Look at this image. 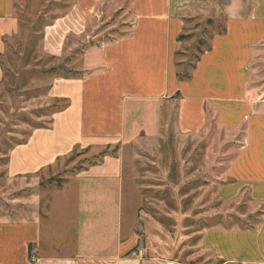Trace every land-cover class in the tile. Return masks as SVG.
<instances>
[{
  "label": "crops",
  "instance_id": "obj_1",
  "mask_svg": "<svg viewBox=\"0 0 264 264\" xmlns=\"http://www.w3.org/2000/svg\"><path fill=\"white\" fill-rule=\"evenodd\" d=\"M16 1L0 0V56L7 39L20 29ZM116 3L74 0L57 23L46 28L43 46L56 55L63 51L54 43L59 21L62 44L73 32L78 40L92 38L78 58L80 73L55 78L49 90L51 97L66 105L52 115L50 125L35 128L27 141L12 149L8 170L41 174L58 167L74 151L99 154L101 160L72 172L54 201L55 213L44 224L42 218L20 223L32 232L25 240V255L32 243L46 258L39 264H149L127 254L134 237H122L126 217L119 152L134 129H157L168 119L193 133L203 130L213 117L225 130L242 131L220 195L226 201L246 195L264 204V96L261 87L250 81L256 51L264 41V0L246 14L236 12L245 4L229 6L224 31L211 37L189 79L179 77L176 56L183 46L187 10L195 0H128L130 26L114 38L91 43L95 34L85 32L86 22L99 19L103 4ZM77 18L84 24L75 32L72 24ZM59 227L69 228L70 233L58 232ZM263 232L264 217L250 228L210 226L203 230L202 245L222 264H264V259L229 255L218 245L219 239L232 233L242 236L232 244L251 249L254 241L249 239L248 246V237Z\"/></svg>",
  "mask_w": 264,
  "mask_h": 264
},
{
  "label": "rangeland",
  "instance_id": "obj_2",
  "mask_svg": "<svg viewBox=\"0 0 264 264\" xmlns=\"http://www.w3.org/2000/svg\"><path fill=\"white\" fill-rule=\"evenodd\" d=\"M73 1L17 0L20 29L7 39L0 56V226L11 223L0 227V264H39L46 259L32 243L25 255V240L32 232L30 226L20 223L42 218L44 224L55 213L54 201L72 172L101 160L99 154L74 151L58 167L41 174H11L7 166L12 149L27 141L35 128L50 125L52 115L66 105L51 97L49 90L55 78L80 73L78 58L92 38L89 34H95L91 43H98L122 34L131 24L128 0L103 4L99 19H88L85 24L90 36L86 40H78L71 31L62 44L59 21L54 27V43L63 51L56 55L43 46L46 28L57 23ZM257 1L195 0L187 10L183 46L176 56L180 74H191L211 37L224 31L231 4H245L236 12L246 14ZM79 20L72 24L75 32L83 28L84 20ZM250 81L253 87H261L260 96H264V41L256 51ZM203 128L196 133L185 131L168 119L157 129H134L125 139L119 152L126 217L122 237H134L127 254L138 255L149 264H222L203 248V230L215 225L250 228L263 219L264 204L252 202L246 195L234 201L220 195L242 131L225 130L216 117ZM57 229L70 233L66 227ZM241 237L224 235L218 245L229 255L264 259V232L260 237H248V246L249 239L254 241L251 249L231 243L240 242Z\"/></svg>",
  "mask_w": 264,
  "mask_h": 264
},
{
  "label": "trees",
  "instance_id": "obj_3",
  "mask_svg": "<svg viewBox=\"0 0 264 264\" xmlns=\"http://www.w3.org/2000/svg\"><path fill=\"white\" fill-rule=\"evenodd\" d=\"M194 67H195V66H194ZM194 67H193V68H194ZM178 75H179V77H180L181 79H189V78H191L192 73H191V74H187L186 76H182V75L180 74L179 70H178Z\"/></svg>",
  "mask_w": 264,
  "mask_h": 264
},
{
  "label": "built area",
  "instance_id": "obj_4",
  "mask_svg": "<svg viewBox=\"0 0 264 264\" xmlns=\"http://www.w3.org/2000/svg\"><path fill=\"white\" fill-rule=\"evenodd\" d=\"M142 253V252H141Z\"/></svg>",
  "mask_w": 264,
  "mask_h": 264
}]
</instances>
